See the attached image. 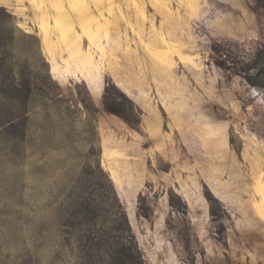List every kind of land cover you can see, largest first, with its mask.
I'll return each instance as SVG.
<instances>
[{
	"label": "rangeland",
	"instance_id": "1",
	"mask_svg": "<svg viewBox=\"0 0 264 264\" xmlns=\"http://www.w3.org/2000/svg\"><path fill=\"white\" fill-rule=\"evenodd\" d=\"M112 204L142 264H264L260 0H0V264H105Z\"/></svg>",
	"mask_w": 264,
	"mask_h": 264
},
{
	"label": "trees",
	"instance_id": "2",
	"mask_svg": "<svg viewBox=\"0 0 264 264\" xmlns=\"http://www.w3.org/2000/svg\"><path fill=\"white\" fill-rule=\"evenodd\" d=\"M260 5L264 7V0H260ZM24 89L27 91V94L30 92L32 89L31 84H28L27 86L24 87ZM91 174V173H90ZM112 187V184H111ZM115 199L118 201V198L115 196ZM121 204H118L114 206L112 204V207L114 209H119L118 211L121 214H115L113 217V227L114 231L117 233L118 236V242L117 246L118 248L115 250L114 256L111 257L110 260H107V262L102 261L101 263L105 264H142V261L140 262L139 259L142 258L141 256V250L138 246V243L136 241V238L134 236V233L132 232L128 220L126 217V214L123 212ZM86 209H89V206L86 207ZM104 209V208H103ZM101 211H105V210ZM121 209V210H120ZM93 210V209H92ZM100 212V210H98ZM95 211H92V214H88V216L97 217L96 215H99V217L102 220V222H107L108 218L104 217V214H94ZM86 216V217H88ZM119 218L123 219V223L119 222ZM107 248L103 247V243H100L97 250L104 251L107 254L110 255L111 248L109 246H106ZM87 256H89V260L93 259V255L91 254V250L88 251Z\"/></svg>",
	"mask_w": 264,
	"mask_h": 264
}]
</instances>
